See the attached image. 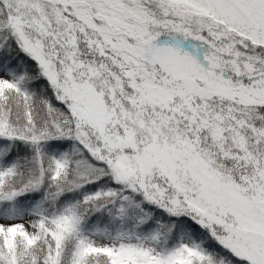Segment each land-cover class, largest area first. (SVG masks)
<instances>
[{"label": "snow or ice", "instance_id": "1", "mask_svg": "<svg viewBox=\"0 0 264 264\" xmlns=\"http://www.w3.org/2000/svg\"><path fill=\"white\" fill-rule=\"evenodd\" d=\"M0 264H264V0H0Z\"/></svg>", "mask_w": 264, "mask_h": 264}]
</instances>
